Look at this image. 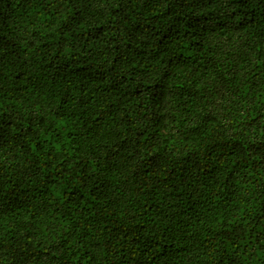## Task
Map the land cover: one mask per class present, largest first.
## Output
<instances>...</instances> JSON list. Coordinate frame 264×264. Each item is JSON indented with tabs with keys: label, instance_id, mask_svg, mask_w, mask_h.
I'll list each match as a JSON object with an SVG mask.
<instances>
[{
	"label": "trees",
	"instance_id": "trees-1",
	"mask_svg": "<svg viewBox=\"0 0 264 264\" xmlns=\"http://www.w3.org/2000/svg\"><path fill=\"white\" fill-rule=\"evenodd\" d=\"M0 264H264V0H0Z\"/></svg>",
	"mask_w": 264,
	"mask_h": 264
}]
</instances>
